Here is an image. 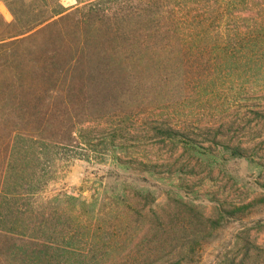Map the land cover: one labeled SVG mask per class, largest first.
Here are the masks:
<instances>
[{
  "label": "trees",
  "instance_id": "1",
  "mask_svg": "<svg viewBox=\"0 0 264 264\" xmlns=\"http://www.w3.org/2000/svg\"><path fill=\"white\" fill-rule=\"evenodd\" d=\"M64 1L0 0L14 19L0 12V264H103L75 239L92 219L34 215L82 117L178 115L194 89L264 80V0Z\"/></svg>",
  "mask_w": 264,
  "mask_h": 264
},
{
  "label": "rangeland",
  "instance_id": "2",
  "mask_svg": "<svg viewBox=\"0 0 264 264\" xmlns=\"http://www.w3.org/2000/svg\"><path fill=\"white\" fill-rule=\"evenodd\" d=\"M0 12L13 22L3 2ZM261 81L194 89L178 115L82 117L77 142L52 156L34 215L60 207L92 219L75 239L103 264H264Z\"/></svg>",
  "mask_w": 264,
  "mask_h": 264
}]
</instances>
